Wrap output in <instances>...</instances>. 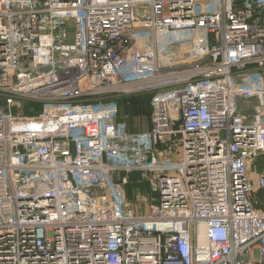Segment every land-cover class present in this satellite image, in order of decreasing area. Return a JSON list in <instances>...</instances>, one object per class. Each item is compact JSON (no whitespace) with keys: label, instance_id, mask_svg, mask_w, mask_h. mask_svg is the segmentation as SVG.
<instances>
[{"label":"built area","instance_id":"1","mask_svg":"<svg viewBox=\"0 0 264 264\" xmlns=\"http://www.w3.org/2000/svg\"><path fill=\"white\" fill-rule=\"evenodd\" d=\"M262 154L264 0H0V264H264Z\"/></svg>","mask_w":264,"mask_h":264},{"label":"rangeland","instance_id":"2","mask_svg":"<svg viewBox=\"0 0 264 264\" xmlns=\"http://www.w3.org/2000/svg\"><path fill=\"white\" fill-rule=\"evenodd\" d=\"M62 30H64L67 33V41H70L72 39L73 33H74V27L73 26H64L62 27ZM125 96H118L117 100L119 98H122ZM119 110L120 114L119 116L125 117L127 120L128 126L133 131H139L144 130L148 127V119L144 115H134L129 116L125 114L126 110L124 109L122 103H119ZM125 110V111H124ZM23 112L25 114H35L38 111H28L24 110ZM248 172L250 179L255 187V198L259 201L258 206L264 207V203L262 201V197L264 195V189H260L256 186L257 184V177L261 174L264 175V154L258 156L257 158L251 160L248 164ZM127 185L125 186V190L127 192L128 196H133L137 193H150V195H154L155 198H158V192H150V189L148 187V184L146 181H144V176H142L141 173L133 172L129 175H127ZM88 194L90 195H99L102 193V190L99 188H89L87 190ZM129 201H132V199L129 197ZM133 204V202H131ZM142 205V204H141Z\"/></svg>","mask_w":264,"mask_h":264},{"label":"trees","instance_id":"3","mask_svg":"<svg viewBox=\"0 0 264 264\" xmlns=\"http://www.w3.org/2000/svg\"><path fill=\"white\" fill-rule=\"evenodd\" d=\"M150 96H151L150 93L135 94V95H130V96L119 98L117 101H118V104L122 103L124 109L126 110V112H124L125 114L129 116H134L137 114L144 115L148 119L149 110H150L149 108ZM119 118L121 120L126 121L127 123V120L125 119V117L123 118L120 116ZM128 129L130 131H133L129 128V126H128Z\"/></svg>","mask_w":264,"mask_h":264}]
</instances>
